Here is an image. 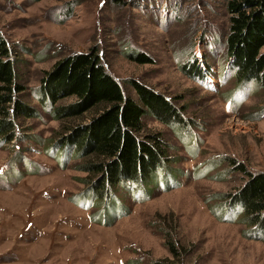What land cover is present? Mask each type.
<instances>
[{"label": "rangeland", "instance_id": "rangeland-1", "mask_svg": "<svg viewBox=\"0 0 264 264\" xmlns=\"http://www.w3.org/2000/svg\"><path fill=\"white\" fill-rule=\"evenodd\" d=\"M226 1L0 0L18 95L36 112L15 117L11 141L0 136V264H149L172 258L169 241L184 264H264V233L227 200L247 177L234 164L264 172V88L235 82ZM91 48L127 94L137 98L132 80L150 87L183 106L185 121L145 114L144 131L167 143L164 167L96 201L74 146L54 144L96 109L55 119L39 90L56 61ZM193 59L200 72L186 73Z\"/></svg>", "mask_w": 264, "mask_h": 264}, {"label": "trees", "instance_id": "trees-1", "mask_svg": "<svg viewBox=\"0 0 264 264\" xmlns=\"http://www.w3.org/2000/svg\"><path fill=\"white\" fill-rule=\"evenodd\" d=\"M225 7L229 13L226 55L231 59L235 82L237 85L251 82L264 88V52L260 51L264 46V0H227ZM129 58L139 63L149 59L140 54ZM197 70L200 72L195 59L184 68L191 74ZM17 78L11 50L0 36V136L6 142L15 137V117L36 114L19 97L24 87ZM130 83L137 98L127 94L105 70L96 48L56 61L41 78V100L43 103L48 100L54 106L55 119H74L96 109L87 122L65 127L54 142L62 147L74 146L76 157L80 158L76 169L86 174L82 181L95 194V201L120 184L145 182L152 172L164 167L167 143L161 133L144 131L145 114L150 113L170 126L185 122L183 106L178 107L172 99L150 87L133 80ZM68 96H75V101L55 105ZM234 165L247 177L227 200L241 206L242 222L264 233V172L252 173L243 164ZM168 248L171 259H158L149 264H184L173 260L180 255L175 243L169 241Z\"/></svg>", "mask_w": 264, "mask_h": 264}]
</instances>
